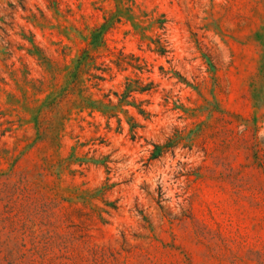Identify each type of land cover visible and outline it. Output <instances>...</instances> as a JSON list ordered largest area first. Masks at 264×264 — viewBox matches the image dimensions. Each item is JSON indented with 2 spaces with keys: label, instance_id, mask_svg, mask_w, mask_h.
I'll return each instance as SVG.
<instances>
[{
  "label": "rangeland",
  "instance_id": "rangeland-1",
  "mask_svg": "<svg viewBox=\"0 0 264 264\" xmlns=\"http://www.w3.org/2000/svg\"><path fill=\"white\" fill-rule=\"evenodd\" d=\"M0 264H264V0H0Z\"/></svg>",
  "mask_w": 264,
  "mask_h": 264
},
{
  "label": "trees",
  "instance_id": "trees-1",
  "mask_svg": "<svg viewBox=\"0 0 264 264\" xmlns=\"http://www.w3.org/2000/svg\"><path fill=\"white\" fill-rule=\"evenodd\" d=\"M87 56V55H86ZM81 61V60H80ZM77 79V74L72 78V81H69L67 82V86L62 90L60 91V94L59 95H56L51 101L52 104H57L59 102V100L68 93V89L72 90L75 85L73 82H75ZM143 91V90H142ZM140 114L144 113L143 110H140L139 111Z\"/></svg>",
  "mask_w": 264,
  "mask_h": 264
}]
</instances>
